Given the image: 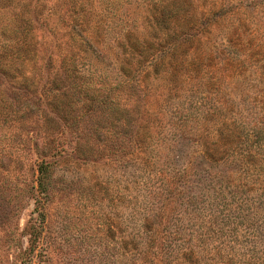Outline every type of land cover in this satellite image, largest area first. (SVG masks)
<instances>
[{
	"label": "rangeland",
	"instance_id": "obj_1",
	"mask_svg": "<svg viewBox=\"0 0 264 264\" xmlns=\"http://www.w3.org/2000/svg\"><path fill=\"white\" fill-rule=\"evenodd\" d=\"M24 261L264 264V0H0V264Z\"/></svg>",
	"mask_w": 264,
	"mask_h": 264
},
{
	"label": "trees",
	"instance_id": "obj_2",
	"mask_svg": "<svg viewBox=\"0 0 264 264\" xmlns=\"http://www.w3.org/2000/svg\"><path fill=\"white\" fill-rule=\"evenodd\" d=\"M44 165L42 163H40L38 166H37V175H36V179H38V183H39V180L40 178L42 177V175L44 174ZM37 199H35L34 203L36 202L37 203ZM37 205V204H36ZM36 207V206H35ZM34 207V208H35ZM24 264H29L28 261H24Z\"/></svg>",
	"mask_w": 264,
	"mask_h": 264
}]
</instances>
